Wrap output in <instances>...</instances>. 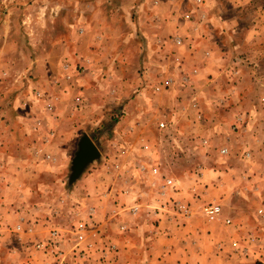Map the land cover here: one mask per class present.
<instances>
[{
  "label": "rangeland",
  "instance_id": "obj_1",
  "mask_svg": "<svg viewBox=\"0 0 264 264\" xmlns=\"http://www.w3.org/2000/svg\"><path fill=\"white\" fill-rule=\"evenodd\" d=\"M192 26L206 35L193 36L198 41L191 38V42L213 47L218 70L199 67L197 62L209 59L210 63L212 57V53L199 51L193 57L196 68L190 69L191 83L185 85L180 74H170V67L175 55L182 54L185 37L180 33L193 30ZM152 31L155 34L148 36ZM118 43L124 45L121 57L116 51ZM68 46L74 51L71 62ZM84 57L92 58L97 66L84 71ZM4 61L8 67L0 68L2 99L5 92L17 94L21 73L25 82L20 86L26 89L21 99H43L47 110L53 108L46 102L49 94L28 79L47 71L66 88L69 68L71 92L79 100L75 121L87 128L100 153L71 180L72 159L85 133L76 132V147L64 150L63 144L74 136L68 138L66 132L55 146L58 139L46 131L42 140L47 147L38 149L41 171L17 162L8 169L18 180L8 183L11 188L0 199L15 208L38 201L43 208H33L21 226L14 221L21 219L13 215L9 217L13 223H4L5 213L0 211L1 258L7 244L15 250L12 260L4 264H112L118 250L115 243L103 235L96 238L85 218H72L71 208L84 189L114 191L122 182L120 171L136 172L143 166L157 177L165 172L157 188L151 185L161 195L165 188L181 189L178 178L185 173L197 175L192 178L200 181L207 168L231 171L235 176L228 180L243 172L264 177V0H0V62ZM111 61L119 62L111 69L118 77L101 79L105 69L100 64ZM143 64L149 78L141 75ZM70 97L65 94L59 107L64 113L63 126L73 107ZM23 101L26 108L30 103ZM139 125L143 142L138 147ZM10 150V163L19 161V147ZM4 156L1 150L0 172L7 166ZM29 157L30 153L24 156ZM118 158L124 162H115ZM90 172L95 174L91 181L86 180ZM79 177L85 179L77 182ZM217 177H222L221 172ZM256 182L264 188V180ZM40 184L49 188L43 195L35 192ZM21 186L28 192H20ZM170 197L165 203L172 200L173 212H166L171 218L191 213L188 206V211L178 207L182 199ZM207 202L212 201H203L201 214L207 220L217 219L221 210L214 219L202 211ZM5 237L11 242L6 243Z\"/></svg>",
  "mask_w": 264,
  "mask_h": 264
},
{
  "label": "crops",
  "instance_id": "obj_2",
  "mask_svg": "<svg viewBox=\"0 0 264 264\" xmlns=\"http://www.w3.org/2000/svg\"><path fill=\"white\" fill-rule=\"evenodd\" d=\"M171 16L174 15L171 14ZM203 20H205L204 17ZM190 25H193V23H190ZM191 29L189 28L188 31L183 29V33H180L185 37L181 49L183 51L180 50L182 54L175 55L173 64L170 67V74L173 77L176 73L180 74L185 85L191 83L190 69L196 68V65L193 64L196 63L193 62V57L199 51L204 52L205 55L212 53V57L210 63L209 59H206L197 62V65L202 69L209 68L208 70L215 72L218 70V61L213 60V47L211 46L210 50L204 42H191V38L196 39L194 40L196 42L198 41L193 36H199L200 34L203 36L206 33H203L204 31L198 27ZM118 30L117 33L123 35L121 29ZM153 34L155 33L152 31L148 36ZM202 40L204 39L201 38ZM123 48V44H116V51L120 57ZM73 52L68 46L69 62L73 60ZM93 61L90 57H84V71L97 66L95 64L97 62ZM118 63L117 61H111L110 65L106 62L100 64L101 68L105 69V71H101L103 72L100 76H103L101 79L118 77L111 70L113 65H118ZM67 65L69 66V63ZM1 66L8 67V62H0V68ZM143 66L144 71L141 75L143 78H149L146 75V73H149V69L145 70L146 66L144 64ZM72 74L68 68L67 81H69V84L66 88H62L61 84L58 83V77L48 74L47 71L45 75L28 79L31 84L39 87L37 89L46 91L49 94L46 97V102L50 103L51 107L53 106L49 110L46 109L43 99H38L36 102L21 99V92L26 90L21 88L23 85L20 86L22 83L21 73L17 77V80H19L17 83L19 86L15 90L17 94L16 92L12 94L5 92L3 99L0 96V138H2L0 144H3V146L0 145V149L4 150L6 155L4 157L7 158L4 162V165L7 166L0 172V179L3 181L0 184V196L7 195V190L11 188V184L8 185V183H13L11 180L14 178L18 180L17 175L8 172V169L12 168L15 162L21 167L24 163L33 165L38 172L41 171L42 163L38 161L41 150L38 151V149L47 147V145H44L42 137L48 131H52L54 138L58 139V142L54 141L55 146H58L59 141L62 142L66 132L68 133L66 137L72 138L74 136L73 141L63 144L64 150L76 147V132L81 131L89 135L87 128H80V125L75 121V114L78 112L75 102L79 100H75V96L71 92L70 80ZM65 94L71 96L70 98L73 100V107L69 110L67 116V126L62 124L64 113L59 109ZM21 101L30 104L24 108ZM45 116L49 118L46 123ZM13 122L15 124H12ZM137 129L139 134L136 137V146L139 147L143 142L141 137L143 130L140 125ZM90 138L92 139L91 136ZM13 139L17 142L13 143ZM12 147H19L20 158L19 161L10 163L12 153L11 150L7 151V149H12ZM35 151L36 156H34ZM27 153H30L31 157L25 159L24 156ZM115 162L122 164L124 161H120L118 158ZM138 163L141 164L142 162ZM135 170L136 172L131 173L120 171L119 179L122 182L114 191L109 189L104 191L96 187L84 189L83 195L73 201L74 204L71 208L72 218L75 220L81 217L85 218L95 231L96 238L103 235L106 238L104 240L115 243L118 250L112 264H264V188L256 182L264 180V177H261L259 173L243 172L235 179L230 178L228 180L230 175L235 176L231 171H220L222 177L218 179L217 176L220 172L215 171L213 168H207L208 171H204V177L200 181H194L193 178L195 176L197 178V175L193 177V175L185 173L178 178L182 186L181 189L172 192L169 188H165L161 195L151 185H155V188H157L156 186L159 182H162L165 172L159 173L158 176L161 179L149 171L150 169L146 170V167L142 166L141 169ZM19 172L22 176V170ZM94 178L95 174L93 172L86 174V180L91 181ZM225 178L226 182H224ZM84 179V177H79L77 182ZM143 181L146 183L144 184ZM241 181L247 183L240 186V183L237 182ZM40 186L39 189L35 190L37 195H43L49 190L46 184H40ZM19 191L28 192L23 186L19 188ZM170 195L182 199L191 213L179 219L171 218L166 214V212H173L172 200L167 205L165 203L166 199L171 198ZM203 201H212L221 206V213L217 219L207 220L201 214L200 206ZM0 202V211L5 213L4 223L12 222L9 217L13 215L15 219L17 217L21 219L20 221L14 220L20 226L25 225L28 220L27 215H31L34 211L33 208L40 210L43 208V205L38 201L36 205L23 203L18 208L7 204L6 200L0 199ZM188 202L190 205L187 204ZM259 209H261L260 212ZM226 218H229L231 222L226 223ZM34 224V221L30 222L32 227ZM5 239L6 243L12 240L8 237H5ZM233 242H236V246L233 245ZM8 245L10 244H7V247L4 246L5 250H2V258V254H0V264L12 260L9 258H13L15 250Z\"/></svg>",
  "mask_w": 264,
  "mask_h": 264
},
{
  "label": "water",
  "instance_id": "obj_3",
  "mask_svg": "<svg viewBox=\"0 0 264 264\" xmlns=\"http://www.w3.org/2000/svg\"><path fill=\"white\" fill-rule=\"evenodd\" d=\"M100 156L99 149L89 135L83 134L78 141V149L72 159V173L70 179L77 178L83 168Z\"/></svg>",
  "mask_w": 264,
  "mask_h": 264
},
{
  "label": "built area",
  "instance_id": "obj_4",
  "mask_svg": "<svg viewBox=\"0 0 264 264\" xmlns=\"http://www.w3.org/2000/svg\"><path fill=\"white\" fill-rule=\"evenodd\" d=\"M159 124H160L161 126L164 125L163 122H160ZM153 170L156 171V168H154ZM167 181H171L170 178L167 179ZM178 207H179V208H182L183 211H184V210L188 211L187 207H186L183 203L179 204ZM220 210H221V207H220V205L217 204V203L207 202V203H204V204L202 205V211L205 213V215H206L209 219H214V218H216V217L218 216V214L220 213ZM225 222H226V223H230L231 220L227 218V219L225 220ZM54 234H56V233H54ZM233 245L236 246V242H233Z\"/></svg>",
  "mask_w": 264,
  "mask_h": 264
}]
</instances>
